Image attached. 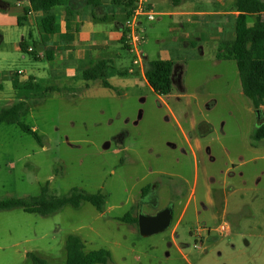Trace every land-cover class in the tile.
<instances>
[{"label": "rangeland", "instance_id": "obj_1", "mask_svg": "<svg viewBox=\"0 0 264 264\" xmlns=\"http://www.w3.org/2000/svg\"><path fill=\"white\" fill-rule=\"evenodd\" d=\"M16 3L0 0V82L11 89L13 79L21 86L37 76L60 91L27 99L20 112L40 141L17 124H0V200L38 196L44 186L51 195L79 189L106 199L102 210L89 201L46 215L0 209V264H33L29 252L66 264L70 235L86 252H111L96 264H264V138L253 144L256 108L236 61L217 59L214 40L174 32L156 8L155 20L144 23L142 64L171 57L180 78L174 75L171 93H156L138 64L103 76L112 87L83 73L58 82L49 59L17 47L22 39L36 47L41 26L19 24ZM122 51V65L130 66L133 54ZM16 101L0 90V110ZM152 187L159 207L173 202V221L142 235L119 217L135 205L138 213L151 211L140 201ZM222 222L232 231L207 233Z\"/></svg>", "mask_w": 264, "mask_h": 264}, {"label": "crops", "instance_id": "obj_2", "mask_svg": "<svg viewBox=\"0 0 264 264\" xmlns=\"http://www.w3.org/2000/svg\"><path fill=\"white\" fill-rule=\"evenodd\" d=\"M96 2L98 5L95 6ZM261 2L262 17L264 18V0ZM149 5L153 11L160 8L156 11L159 16L168 15L174 32L179 33L182 37L190 38L191 34H195L196 38L202 36L216 41V45L219 41L235 38V24L239 14L236 0H181L177 4H174L172 0H149ZM16 6L21 8L16 14V19L23 18L20 24L29 21L31 24H36L38 30L43 17L54 16L56 18L54 33L46 35L47 33L41 32V29L39 30L40 38L36 44L37 49L28 46L34 48V51L29 52H33L32 54L36 59H47V51L53 55L49 59L51 63L50 72L56 81L79 79L78 74H82L91 63L100 60H107L111 64V67L104 71V76L130 72L128 69L131 65H122L124 62L122 49L128 51L126 44L123 43V28L128 17L123 2L70 0L68 4L55 5L36 11L32 9L28 0H17ZM141 19L147 33L144 23L148 20L146 17ZM249 19L253 21L255 14L251 15ZM22 41L25 39L17 44L18 48H21ZM138 65L143 79L146 80L144 64ZM1 78L4 79V77ZM35 79L38 80V77L35 76ZM15 85V79H13L11 89H5L0 82V90L15 96V90L18 87ZM122 137L121 135L117 138L119 142H123ZM155 188L152 187L148 192L153 201L155 198L157 200V207L147 203L152 209L149 211L151 213L161 208L158 205ZM228 227V231H232L230 225Z\"/></svg>", "mask_w": 264, "mask_h": 264}, {"label": "trees", "instance_id": "obj_3", "mask_svg": "<svg viewBox=\"0 0 264 264\" xmlns=\"http://www.w3.org/2000/svg\"><path fill=\"white\" fill-rule=\"evenodd\" d=\"M33 10H42L55 5L68 4L70 0H28ZM115 3L123 2L128 15L133 10L131 0H112ZM181 0H172L174 4ZM98 2L95 3V6ZM236 7L239 14L235 24V38L232 40L219 41L217 43V59H233L236 61L238 72L241 79L242 91L247 96L254 108L264 105V18L262 17L261 0H236ZM255 14V19L250 21L249 17ZM21 17L17 22L22 23ZM56 18L46 16L42 18L41 29L43 32L52 34L55 31ZM123 43L125 41L123 40ZM126 44V43H125ZM21 48L28 51L25 41L21 42ZM29 52V51H28ZM33 53V52H29ZM36 53V52H35ZM52 54L47 51L46 58L51 59ZM176 62L168 58H158L144 63V75L148 84L159 95H166L173 90L174 75H176ZM132 66V64H131ZM111 67L107 60H100L91 63L84 69L83 76L86 79H98L105 87L112 85L103 79L104 71ZM124 73H127L124 72ZM177 77V75H176ZM180 79L179 77H177ZM182 80V79H181ZM86 86H89L87 83ZM1 89V86H0ZM60 91L56 86H48L35 77H29L23 85L15 90L17 101L8 107L0 110V124L4 122L17 124L24 132L32 134L38 141L40 136L38 132L28 124L20 120V112L24 109L27 99H40L49 97L51 93ZM263 108V107H262ZM264 112V110H263ZM253 144L264 138V125L256 127L253 133ZM145 196L147 188L143 191ZM105 195L99 191L97 193H87L84 190L75 189L71 195H51L48 193L47 186L42 187V192L38 196L25 198H12L0 200V209L21 207L24 211L30 213L49 214L66 204L79 206L82 201H89L98 210H102L105 205ZM138 205H135L131 212L126 213L119 220L125 221L138 228ZM139 230V228H138ZM66 264H96L107 263L111 258V252L108 249L100 248L96 250L85 251V244L78 236H68L65 244ZM33 264H48L46 259L29 252Z\"/></svg>", "mask_w": 264, "mask_h": 264}, {"label": "built area", "instance_id": "obj_4", "mask_svg": "<svg viewBox=\"0 0 264 264\" xmlns=\"http://www.w3.org/2000/svg\"><path fill=\"white\" fill-rule=\"evenodd\" d=\"M133 4V10L127 17V21L123 28V38L126 43L127 49L133 54L132 66L129 67V71H133L134 64H140L143 61L145 53L142 50V43L146 39L145 28L142 24V17H146L147 20H155L153 10L149 5V0H131ZM28 51H34L33 47H28ZM24 71L19 70L18 73ZM207 233L215 234L228 232L229 227L226 223L222 222L218 226L210 224L207 228ZM196 248H200L198 244H195Z\"/></svg>", "mask_w": 264, "mask_h": 264}, {"label": "water", "instance_id": "obj_5", "mask_svg": "<svg viewBox=\"0 0 264 264\" xmlns=\"http://www.w3.org/2000/svg\"><path fill=\"white\" fill-rule=\"evenodd\" d=\"M256 113V127H259L264 122L263 108L255 109ZM151 194L140 201V203H149L153 207H157L156 198L154 201L151 199ZM145 197V196H143ZM173 202H170L163 208L158 209L156 212H142L138 213V228L142 235H150L159 231L167 229L173 221Z\"/></svg>", "mask_w": 264, "mask_h": 264}, {"label": "flooded vegetation", "instance_id": "obj_6", "mask_svg": "<svg viewBox=\"0 0 264 264\" xmlns=\"http://www.w3.org/2000/svg\"><path fill=\"white\" fill-rule=\"evenodd\" d=\"M264 125V122L262 123V125H260V126H263ZM155 210V209H154ZM151 211H152V209H151ZM157 211V210H156ZM155 212V211H154Z\"/></svg>", "mask_w": 264, "mask_h": 264}]
</instances>
